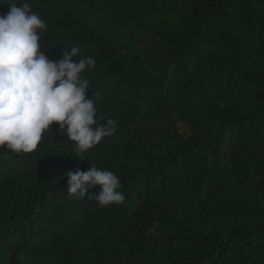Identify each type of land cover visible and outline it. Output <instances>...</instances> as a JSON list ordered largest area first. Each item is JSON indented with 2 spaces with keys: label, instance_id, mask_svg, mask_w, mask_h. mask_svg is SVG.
Returning <instances> with one entry per match:
<instances>
[{
  "label": "trees",
  "instance_id": "1",
  "mask_svg": "<svg viewBox=\"0 0 264 264\" xmlns=\"http://www.w3.org/2000/svg\"><path fill=\"white\" fill-rule=\"evenodd\" d=\"M27 2L50 60L95 59L87 95L118 126L84 160L55 123L0 148V264H264V0ZM90 165L123 205L67 192Z\"/></svg>",
  "mask_w": 264,
  "mask_h": 264
},
{
  "label": "clouds",
  "instance_id": "2",
  "mask_svg": "<svg viewBox=\"0 0 264 264\" xmlns=\"http://www.w3.org/2000/svg\"><path fill=\"white\" fill-rule=\"evenodd\" d=\"M32 7L27 0L19 5L8 0L7 11L0 13V148L31 153L55 123L74 142L75 158L84 160V153L115 132L117 121L98 123L95 101L87 95L89 80L83 73L95 68V59L74 60L79 48L73 46L50 60L41 51L47 24ZM66 176L70 195L101 208L125 202L120 178L111 171L90 165Z\"/></svg>",
  "mask_w": 264,
  "mask_h": 264
},
{
  "label": "rangeland",
  "instance_id": "3",
  "mask_svg": "<svg viewBox=\"0 0 264 264\" xmlns=\"http://www.w3.org/2000/svg\"><path fill=\"white\" fill-rule=\"evenodd\" d=\"M221 234V233H220Z\"/></svg>",
  "mask_w": 264,
  "mask_h": 264
}]
</instances>
